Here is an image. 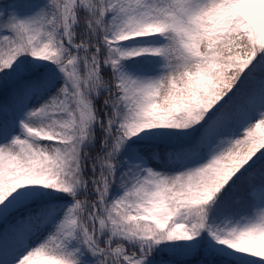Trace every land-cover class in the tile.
I'll use <instances>...</instances> for the list:
<instances>
[{
	"label": "snow or ice",
	"instance_id": "obj_1",
	"mask_svg": "<svg viewBox=\"0 0 264 264\" xmlns=\"http://www.w3.org/2000/svg\"><path fill=\"white\" fill-rule=\"evenodd\" d=\"M0 264H264V0L0 7Z\"/></svg>",
	"mask_w": 264,
	"mask_h": 264
},
{
	"label": "rangeland",
	"instance_id": "obj_2",
	"mask_svg": "<svg viewBox=\"0 0 264 264\" xmlns=\"http://www.w3.org/2000/svg\"><path fill=\"white\" fill-rule=\"evenodd\" d=\"M12 2H13L12 0H0V4H1L0 7L5 6Z\"/></svg>",
	"mask_w": 264,
	"mask_h": 264
}]
</instances>
